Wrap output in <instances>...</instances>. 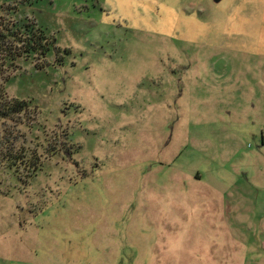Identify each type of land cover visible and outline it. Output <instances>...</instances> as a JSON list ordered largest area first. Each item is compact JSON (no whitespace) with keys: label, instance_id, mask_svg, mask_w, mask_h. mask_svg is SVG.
Here are the masks:
<instances>
[{"label":"rangeland","instance_id":"rangeland-1","mask_svg":"<svg viewBox=\"0 0 264 264\" xmlns=\"http://www.w3.org/2000/svg\"><path fill=\"white\" fill-rule=\"evenodd\" d=\"M1 17L61 53L5 76L30 108L0 119V264H264V0Z\"/></svg>","mask_w":264,"mask_h":264},{"label":"trees","instance_id":"trees-1","mask_svg":"<svg viewBox=\"0 0 264 264\" xmlns=\"http://www.w3.org/2000/svg\"><path fill=\"white\" fill-rule=\"evenodd\" d=\"M53 50H56V56L61 53L60 49L56 48L55 39L48 37L37 24L26 19L13 21L0 18V119L6 120L23 114L30 108L27 101H9L6 98L9 79L5 76L14 70L16 61L29 58L46 60ZM44 68L36 67L37 70ZM10 162L11 165H17L16 158Z\"/></svg>","mask_w":264,"mask_h":264},{"label":"water","instance_id":"water-1","mask_svg":"<svg viewBox=\"0 0 264 264\" xmlns=\"http://www.w3.org/2000/svg\"><path fill=\"white\" fill-rule=\"evenodd\" d=\"M222 0H214L215 3H220Z\"/></svg>","mask_w":264,"mask_h":264}]
</instances>
